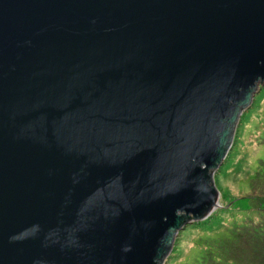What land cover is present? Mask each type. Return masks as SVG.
I'll use <instances>...</instances> for the list:
<instances>
[{
  "label": "water",
  "instance_id": "obj_1",
  "mask_svg": "<svg viewBox=\"0 0 264 264\" xmlns=\"http://www.w3.org/2000/svg\"><path fill=\"white\" fill-rule=\"evenodd\" d=\"M264 84V0H0V264H164Z\"/></svg>",
  "mask_w": 264,
  "mask_h": 264
},
{
  "label": "trees",
  "instance_id": "obj_2",
  "mask_svg": "<svg viewBox=\"0 0 264 264\" xmlns=\"http://www.w3.org/2000/svg\"><path fill=\"white\" fill-rule=\"evenodd\" d=\"M260 137L258 143L264 144V130ZM245 186L227 208L230 220L219 229L205 233L199 221L191 222L197 236L173 264H264V157L246 174Z\"/></svg>",
  "mask_w": 264,
  "mask_h": 264
},
{
  "label": "rangeland",
  "instance_id": "obj_3",
  "mask_svg": "<svg viewBox=\"0 0 264 264\" xmlns=\"http://www.w3.org/2000/svg\"><path fill=\"white\" fill-rule=\"evenodd\" d=\"M264 130V84L254 93L251 103L242 111L235 127L228 153L218 169L213 173L218 189L220 207L213 214L199 221L201 232H211L228 222V206L235 195L245 186V177L254 168L259 158L264 157V144H259L260 133ZM197 236V228L186 223L176 234L172 248L164 264H173L190 246V238Z\"/></svg>",
  "mask_w": 264,
  "mask_h": 264
}]
</instances>
